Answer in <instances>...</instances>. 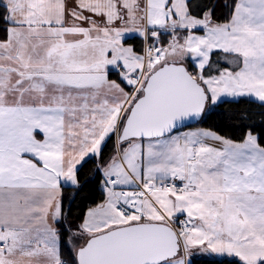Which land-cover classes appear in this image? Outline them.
Masks as SVG:
<instances>
[{
    "label": "snow or ice",
    "instance_id": "obj_1",
    "mask_svg": "<svg viewBox=\"0 0 264 264\" xmlns=\"http://www.w3.org/2000/svg\"><path fill=\"white\" fill-rule=\"evenodd\" d=\"M0 264H264V0H0Z\"/></svg>",
    "mask_w": 264,
    "mask_h": 264
}]
</instances>
